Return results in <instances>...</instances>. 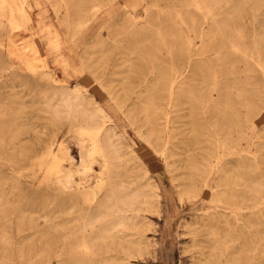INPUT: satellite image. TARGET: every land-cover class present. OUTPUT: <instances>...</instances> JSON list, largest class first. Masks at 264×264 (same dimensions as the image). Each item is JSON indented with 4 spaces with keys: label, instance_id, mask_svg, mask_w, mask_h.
I'll return each instance as SVG.
<instances>
[{
    "label": "rangeland",
    "instance_id": "obj_1",
    "mask_svg": "<svg viewBox=\"0 0 264 264\" xmlns=\"http://www.w3.org/2000/svg\"><path fill=\"white\" fill-rule=\"evenodd\" d=\"M25 1L31 6L26 7V21L17 26L9 24V12L3 13V6H0V120L4 127L0 132V264H57V251L64 245L63 241L80 240V237L63 236L65 227L87 222L95 215L93 210L97 200L104 198L111 186L109 177L113 176V167L109 166L104 171V167L98 163L89 173L76 176V181L86 182L88 189L96 192V197L90 194L70 198L56 186V178L60 174L56 176L57 167L52 163L51 154L60 156L61 167L67 169L75 167L79 160V142H83L87 150L91 149L96 125L88 116L99 106L101 94L107 97L108 102L115 104L108 111L114 121L105 118L101 130L108 131L112 142L122 151L135 143L134 147L145 154L150 153L153 157L150 167L159 168L156 175L148 173L150 181L154 183L155 178L162 186L164 181L167 185L160 191L164 200L163 217L153 216L158 224V251L148 255L142 245L141 251H132V256L124 263H203L206 253H209L207 248L202 247L205 237H195L196 246L190 232L194 228L201 229L202 214L204 210L210 211L211 207L204 201V194L189 203L179 202L189 177L183 160L185 153L182 152L193 145L195 133L190 132L192 123L200 133H208L211 123L215 122L212 130L226 145L217 149L221 153L219 156L214 148L207 152L208 156L213 154V180L222 174V168L232 171L240 165L245 169L241 175L246 179L264 183V110L255 96L256 92L264 89V79L260 67L255 66L256 62L252 64L241 56L243 50L255 57L259 55V49L264 50V42L258 45L254 43L255 40H264V0H248L246 4L238 2L243 0H220L222 10L216 17L223 23L222 30H215L214 44L211 45L202 44L196 37L198 31L189 32L186 29L188 14L182 15L186 18V24L180 23L176 7L194 8V5L188 4L192 0H140L135 13L129 11L128 0ZM193 1L199 6L204 5L201 0ZM37 2H40V6ZM102 5H106L105 8L114 5L116 10L106 24L105 17L100 16L95 30L90 31L93 9ZM148 7L152 9L150 15L154 17L148 21L156 23L155 18L160 16L164 36H157L154 28L147 25ZM199 13L196 11L192 15L201 20L204 14ZM102 24L104 27L100 29ZM78 25L89 27L76 37L75 32L80 30L76 29ZM114 40H117L116 45L112 43ZM99 41H103L101 51L98 50ZM35 42L40 44L39 53L34 50ZM235 42L242 48L239 53ZM255 48L257 51H254ZM196 53L202 57H194L196 60L184 78L186 84H181L183 79L180 80V90L176 91L174 104L166 109L167 88L175 76L174 72L182 71L188 55ZM225 56L227 60H224ZM37 58L41 61L37 62ZM45 72L50 73L51 77H44ZM83 76L87 77L88 83ZM152 84L154 89H151ZM228 85L229 90L226 88ZM239 88H245V93H239ZM68 89H78V96L86 105L72 115H66L64 108ZM210 99H214L216 104L214 101L211 104ZM46 102L50 103L48 107ZM208 104L210 108L206 109ZM256 105L259 108L255 109ZM56 112L61 114L56 115ZM167 113L174 120L177 133L181 128L187 130L180 135L171 134V143L166 145L162 154L164 140L159 145L154 142L146 119L151 118L159 123V119ZM249 120L255 123L253 130H248L253 126V123H248ZM171 126L169 131L174 130ZM245 128L249 132L247 136L241 132ZM148 138L156 151L147 142ZM209 146L205 144V147ZM94 156L102 160L98 153ZM70 157H74V162L70 161ZM101 178L105 185L99 189L97 183ZM258 192L264 193V189L251 193ZM145 215L151 218L149 212ZM251 220L255 223L256 217ZM260 222L262 226L252 228V236L256 240L264 232V219ZM220 224L224 226L223 222ZM149 235L147 232L148 240ZM263 243L260 248L264 249ZM73 246L66 245V251L70 252ZM79 254L78 264H84L85 256H82V252ZM256 257V264H264V253ZM210 261L213 262L212 259ZM72 263L70 261L68 264Z\"/></svg>",
    "mask_w": 264,
    "mask_h": 264
},
{
    "label": "bare ground",
    "instance_id": "obj_2",
    "mask_svg": "<svg viewBox=\"0 0 264 264\" xmlns=\"http://www.w3.org/2000/svg\"><path fill=\"white\" fill-rule=\"evenodd\" d=\"M201 1L204 3V5L208 3L210 4L205 5V6L204 5L199 6L200 4L198 5L196 2L192 0V2H188V4L191 6L194 5L195 6L194 8L193 7L183 8L181 6H177L175 11L179 14L181 25L186 24L185 22L186 18L182 15L184 13L188 14L187 18H189L188 19L189 21L187 23L191 31L188 29L187 25H186L187 27L186 29L189 32L198 31L197 33L198 35L196 34V37L202 41V44L211 45V44H214L213 35H215L216 33L215 30H222L223 23L220 21L219 18H217L218 16L216 17L219 10H222V8H220L219 6L222 2L220 0L219 1L201 0ZM257 1H255L253 4H255ZM139 2L140 0H128L127 7L129 11L135 13L139 7ZM238 2L241 4H246L248 0H243V1H238ZM36 4L40 6V2H37ZM0 6H3V10H4L3 13H5V11L9 12V16H7L9 20V24L11 26H17L18 24H20V22L23 23L26 21V18H27L26 7L31 6V5L27 4L25 0H10V1L2 0V5ZM105 7L106 5H102L100 7H96V6L94 7L93 9L94 12L90 19V23H91L90 31L95 30V25L97 24V20L100 16L105 17L104 24H106L108 20L112 18L114 14L112 12L115 11L116 8L114 7V5H111L108 8H105ZM150 10H152L150 9V7L146 8V12H147V22L146 23L148 26H152L154 28L155 34L157 36L162 37L165 35V31H164L163 23L160 20L161 17L157 16L155 18L157 22L151 23L148 20H151L154 17L153 15H150ZM255 10H258V9L255 8ZM196 11L198 13L201 12L202 15L204 14L201 20H199V18L197 19L194 15H192V13ZM179 17H176V18L178 19ZM68 18L67 20L69 21ZM79 20H81V17ZM104 24L100 25V29H103ZM254 24H256V22ZM130 25L128 24L127 26L130 27ZM88 27H89L88 25L84 26V28H83V25H78L76 29L79 28L80 30L78 33L75 32V36L78 37L79 35L86 32ZM255 31L253 32L255 33ZM255 35L256 34H254V36ZM255 38L253 40H255ZM188 39L190 40V38ZM195 40L197 41V39ZM230 41L231 40H229V42ZM116 42L117 40H114V42L112 43L116 45L117 44ZM263 42H264L263 39L254 41V43L257 45L263 44ZM99 43H100V47L98 50L101 51V49L103 48V41H99ZM234 45H236L235 47L238 53L239 51H242V48L238 46V43L235 42ZM257 45H255V47H257ZM33 46H34V50L36 51V53H39L40 52L39 42H35ZM217 49H218V45H217ZM256 49L257 48H255L254 51H257ZM259 50H258L259 55L257 57H255L252 54H247L248 51L245 52V50H243L242 52L243 55L241 56L244 57L245 60L251 61L252 64L256 62L255 66L257 65L258 67H260V73L262 74L263 79H264V50H261V51ZM169 52H170L169 55H171V51ZM215 54H216V50H215ZM205 55H208V53ZM195 56L202 57L201 54H197V53L195 55H190V56L188 55L187 63L184 68L185 70L183 69L182 71L174 72L175 76L172 79L170 86L167 88V92L169 96L167 97L168 101L166 102L164 106L166 109L171 108L174 104L173 99L175 98L174 96L176 94V91L180 90L178 88V84H180V80L183 79L181 84L182 83L186 84V80L184 78H185L186 73L188 74L191 64H193L192 62L196 60L194 58ZM33 58H35V56ZM39 58L35 60H37V62L41 61V59ZM171 59H172V56H171ZM218 59H219V56L217 60ZM224 60H227L226 56ZM35 62L36 61H34L33 63ZM32 65L34 66V64ZM32 65H31V69L33 67ZM246 68H247V65H246ZM174 69L177 70L175 66H174ZM43 76L51 77V74L45 72ZM83 80L88 83L87 77L83 76ZM181 86L184 87L185 85H181ZM100 88L101 86L97 87V91ZM226 88L229 90L230 86L228 85L226 86ZM252 88H256V87H252ZM151 89H154L153 84L151 86ZM245 91H246L245 88H239V93L243 94L245 93ZM256 93H257L255 94V96L257 97L256 99L259 100L260 106L264 110V89ZM79 94H80V91L78 89H68V91L66 92L67 97L64 98V108L66 110L65 111L66 115H72L76 111H78L81 107L86 106L84 105V102L80 99V97L78 96ZM72 95H76V96L72 97ZM101 99H102L101 102L98 101L99 106L95 108L93 112H90L88 116L91 122H93L96 125L94 128V136L91 140L92 141L91 149L87 150V147L85 146L83 142L78 143L77 146L79 148V160L75 164V167L63 169L60 165L61 164L60 158H59L60 156L58 157L54 153L51 154L52 163H54V165L57 167L56 171L58 173L56 174V176L60 174L56 178V186L62 194L67 195L70 198H76L78 196L87 197V196H90V194H93L94 196L96 195L95 194L96 192H94L93 189H88L89 187L85 184L86 182L84 183V182L76 181L75 179L76 176L85 175L89 173L90 171L94 170V166L98 163H100L104 167V171H105V168H108L109 166L113 167V172H112L113 176L111 175L109 177L111 178V182H110L111 186L106 196L102 198L101 200L100 199L97 200V206L93 210L95 211V215L91 219H89L87 222L84 221L81 224H74L71 227H65L66 231L63 232V236L80 237V240L63 241L62 244L64 245H62L57 251V255H56V257L58 258L57 264H68L70 261L73 262L72 264H78L77 258H79V255H80L79 253L81 252L83 253L82 256L83 255L85 256L84 264H125L124 261L129 259L128 257L132 256L133 254L132 251L139 253L142 249L141 247L142 245L145 247V249H147L148 255H151V254L154 255V253L158 251V248H159L160 239L158 235V224L153 220V216H157L158 218L163 217L164 200H163V197L160 191L162 190V187L165 188L167 186L165 184L166 182L164 181L163 186H162L161 183H158L154 177H153L154 183L150 181L151 177H149L148 173L151 172L156 175L158 174V170H159V168H156L155 166L150 167L152 163V158H153L150 153H147V154H145V152L143 153V151L140 148L134 147L135 143H131L129 147H127L126 151H122L120 147H117V145H115L112 142L111 134L108 131L101 130V127L103 124L102 121L105 118H110V121H114L113 117H111L112 115H110L108 111L113 109L115 105L111 102H108V100H106L107 97L104 96L103 94H101ZM213 101L214 99H210L209 102H211L212 104ZM218 102L219 101L217 100V103ZM46 103H48L46 104V106L50 105L49 102H46ZM209 104L208 106H206V109L210 108ZM214 104H216L215 101H214ZM256 108H259V107H257L256 105L255 109ZM59 114L61 113L56 112V115H59ZM159 120H160L159 123H156L155 121H153V119L148 118L146 119V124L149 126L150 132L153 134L152 139L154 140L155 143H158L159 145V142L161 143L162 142L161 140L162 139L164 140L163 142L164 144L161 148V151L163 154V151L166 149V145L168 146V144L171 143L170 135L173 133L175 135L176 134L180 135L187 129L181 128L179 133H177L174 128V120H172L170 113L165 114V117H163L162 119L160 118ZM162 120L163 122H161ZM248 123H253V126L251 128L248 127V130L250 129L253 130L255 127L254 121L249 120ZM2 124H3V121L0 120V132L4 128ZM171 124L173 125V127L171 126ZM170 126L174 128V130L172 129L173 131H169L171 130ZM215 126H216L215 122L211 123L210 128L207 127L208 129H211L209 130L208 133H203V131H201L200 133L199 129L194 127L192 123V128L190 129V132L195 133V136L193 137L194 140L192 142L193 145H190L189 147L184 149L182 152V153H185V158H183V160L188 169L189 177L183 186L184 189H183L182 195L180 196L179 202L189 203L190 201L193 200V198H198L201 194H204V201L211 207L210 211L204 210L202 214L201 229L194 228V229H191V232H190L191 236L193 237L194 245L196 246H198V244L195 243L196 242L195 239L197 238V236L205 237V240H203L204 246L202 245V247L207 248L209 250V253H206L207 255L204 254L206 256L203 260V263H200V264H256V262L258 261V258L256 257V255L264 253V249L260 248V245L262 244V242H264V232H261V238L256 240V239H253L254 236H252L253 235L252 228L253 227L258 228L262 226L260 221L264 219V193L263 192L254 193L257 195L256 196L251 192L258 191L259 189H264V183L262 184L258 182V180L253 181L251 179H246L245 176L241 175V171L245 169L241 168L240 165L237 169L232 170V171L222 170L223 168L222 169L220 168L222 171V174L218 177V179L213 180L212 176L215 171L214 160H211V157L213 154H209L208 156L207 152L213 150L214 148V150H216L215 152L217 154L219 153L217 156H219L221 153L217 152V149L223 147V145H226V143H224V140H221L220 138L216 136V131L212 130ZM246 131H247V128L241 131L244 134V136L245 135L247 136V134L249 133V132L247 133ZM167 132H168V135H167ZM202 137H204L205 139ZM113 138H114V135H113ZM201 138L204 140H202ZM15 139H19V138L16 137ZM147 142L152 146L153 150L156 151L154 144L152 142H149V138ZM205 144H208L210 146L205 147ZM178 148H181V147L178 146ZM95 153H98L102 157V160L96 158L94 156ZM215 155L216 154H214V157L217 158V156ZM74 160H75L74 157H70L71 162H74ZM54 165L52 166L54 167ZM139 171L142 173H140ZM161 178L163 177L161 176ZM97 184H98L99 189L105 185L104 180L102 178L98 181ZM246 190L247 192H245ZM148 212L149 214H151V218L145 215V213H148ZM254 216L256 217L255 223L251 220ZM84 217L86 216H83V218ZM221 222L224 223V226L220 224ZM145 232L146 233L148 232V234H150L148 237L149 240L146 239L147 236ZM68 244H74L73 246L74 249H71L70 252L66 251L65 246ZM79 249H81L82 251L80 252ZM201 252L204 253L203 251ZM192 257L195 258L196 256H192ZM210 259H212L213 262L210 261Z\"/></svg>",
    "mask_w": 264,
    "mask_h": 264
}]
</instances>
